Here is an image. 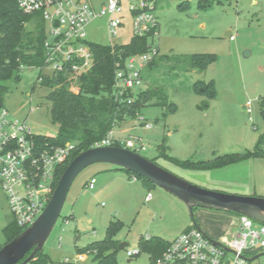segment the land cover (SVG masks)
Here are the masks:
<instances>
[{
	"label": "rangeland",
	"instance_id": "1",
	"mask_svg": "<svg viewBox=\"0 0 264 264\" xmlns=\"http://www.w3.org/2000/svg\"><path fill=\"white\" fill-rule=\"evenodd\" d=\"M182 1L157 0L159 34L152 43L158 54L154 63L142 71V91L150 87L158 95L142 106L138 115L121 121L114 133L122 138L141 137L145 149L139 154L199 187L216 190L213 188L223 185L235 190L237 185H251V192L264 197V158L195 171L180 168L159 155L163 146L167 156L179 160H208L215 155L253 151L260 136V148L264 150V0H211L204 8H198L197 0H188L189 9L180 11L177 5ZM28 27L32 28V24ZM225 30L231 31L233 40L225 38ZM86 37L107 43L104 20L92 22ZM131 37L128 27L116 41L126 44ZM245 50L249 53L244 56ZM201 53L215 54L217 59L205 69L192 68L191 55ZM39 74L38 69H25L19 72L18 79L3 82L6 90L2 93V108L12 119L25 121L35 135L55 137L58 126L50 119V103L45 98L48 89L37 84ZM210 80L214 83V99L193 92L194 82ZM164 97L167 103L175 104L174 113L159 105ZM247 102L250 113L243 109ZM144 123L151 127H143ZM104 165L110 164L96 163L85 168L72 182L61 214L43 245L49 264H92L91 254L80 258L76 249L103 239L109 221L114 220L123 222L116 238L128 243L118 252L119 264H152L146 252L128 257L126 249L138 250L141 237L171 240L192 224L182 201L153 184L148 187L145 179L136 174H129L137 182L126 188V198H115L97 189V185L94 190L85 189L91 175ZM148 191L152 200L145 202L143 197ZM193 218L213 238L232 234L238 220L235 213L200 207L193 209ZM13 219L0 185V245L5 242L3 228ZM249 264H264V255Z\"/></svg>",
	"mask_w": 264,
	"mask_h": 264
},
{
	"label": "built area",
	"instance_id": "2",
	"mask_svg": "<svg viewBox=\"0 0 264 264\" xmlns=\"http://www.w3.org/2000/svg\"><path fill=\"white\" fill-rule=\"evenodd\" d=\"M25 14L38 15L44 22V63L42 66L20 65L25 69H38L41 74L77 76L89 71L93 55L86 37L87 27L103 19L107 44L119 45L120 32L130 28L132 37H147L148 50L128 56L122 63L116 61L112 83V96L118 104H131L142 91V71L158 54L153 47L159 34L157 0H16ZM230 40L234 39L231 33ZM47 71V72H45ZM39 75L37 81H41ZM34 109L31 108V112ZM245 111L251 112L250 103ZM138 115V113H136ZM142 121L143 117H139ZM150 128L149 123L142 124ZM25 121L12 119L6 109L0 108V185L16 224L25 229L43 211L52 194L55 169L69 159L75 144L62 146L40 144ZM119 143L139 153L145 149L142 138L134 135L119 137L114 128L93 147ZM114 146V145H113ZM91 178L87 189L94 188ZM152 194L148 192L146 200ZM232 234L213 238L194 225L189 226L170 241L152 264H249L250 255L264 251V224L237 214ZM149 238V237H145ZM216 242L218 244H216ZM137 249H126L132 257Z\"/></svg>",
	"mask_w": 264,
	"mask_h": 264
},
{
	"label": "trees",
	"instance_id": "3",
	"mask_svg": "<svg viewBox=\"0 0 264 264\" xmlns=\"http://www.w3.org/2000/svg\"><path fill=\"white\" fill-rule=\"evenodd\" d=\"M212 1L197 0L198 8H204ZM177 7L180 11H187L190 7L189 1L183 0ZM29 23L32 24V28L28 27ZM44 37V22L38 15L23 13L16 0H0V108L2 107V93L6 90L3 82L13 78L18 79L20 65H43ZM88 44L93 55V65L89 71L77 76L40 73L42 80L37 81L38 85L48 89L45 98L50 103L51 122L58 126V132L55 137L34 135V140L40 144L47 142L53 146H62L67 142L75 144V149L69 159L55 169L52 191L67 165L76 155L93 147L94 143L101 140L110 129L115 128L126 117H133L152 97L158 95L156 89L149 87L141 91L135 101L129 105L118 104L112 96L116 61L122 63L130 55L146 52L148 50L147 37H131L128 43L114 46L93 41H89ZM216 59L215 54H192L191 67L205 69ZM152 63H154V58L147 67H150ZM192 88L195 94L204 96L208 100L216 96L212 80L196 81ZM166 101L165 97L161 98L159 105L166 106L168 112L174 113L175 104ZM262 142L263 136H260L253 151L215 155L208 160H179L167 156L163 146L159 148V155L183 169L212 171L248 158H264V150L260 148ZM113 145L123 147L118 142ZM115 168L132 174L122 168ZM144 182L148 187L151 184L147 180ZM122 227L123 222L120 220L109 221L103 239L77 248L76 252L91 254L92 264H119L117 255L121 241L116 238V235ZM23 230L13 219L3 228L5 242L2 245L11 241ZM168 245L169 242L159 236L141 237L138 240V253L146 252L152 262ZM29 263L49 264L50 259L42 249L35 253Z\"/></svg>",
	"mask_w": 264,
	"mask_h": 264
},
{
	"label": "water",
	"instance_id": "4",
	"mask_svg": "<svg viewBox=\"0 0 264 264\" xmlns=\"http://www.w3.org/2000/svg\"><path fill=\"white\" fill-rule=\"evenodd\" d=\"M248 53L249 51L245 50L243 55ZM96 163H107L122 168L174 195L186 205L192 225L198 229L201 228L193 218L195 207L241 214L264 224V197L238 195L199 187L169 172L153 160L124 147L113 145L91 147L70 161L38 217L11 241L1 246L0 264H28L35 253L43 249L61 214L72 182L81 171ZM127 245L126 242H120L118 249H124ZM263 255L264 251H261L249 260Z\"/></svg>",
	"mask_w": 264,
	"mask_h": 264
},
{
	"label": "crops",
	"instance_id": "5",
	"mask_svg": "<svg viewBox=\"0 0 264 264\" xmlns=\"http://www.w3.org/2000/svg\"><path fill=\"white\" fill-rule=\"evenodd\" d=\"M230 34H231L230 30H225L224 36L226 39L229 38ZM243 109L245 110V105H244ZM229 166H231V165H229ZM229 166H226V167H229ZM223 168H225V167H223ZM219 169H221V168H219ZM96 173H99V174L96 175ZM91 178H95L94 188L92 190L96 189V185H97V189L102 190L104 192H107L110 195L115 196V198H118L119 196L126 198L127 196H129L128 195L129 190H127L126 188L130 187L132 184H135L134 182H137V179L132 178V176H130L128 173H126L122 170L116 169L115 167H112L111 165H104L103 167L96 169V171L91 175L90 179ZM90 179L84 184L85 189H87V185H88ZM223 187H224L223 185H217L213 189H216L218 191H229V192L236 191L234 193H245V194L256 195V192L250 191L251 185H244V187H240V185H237L236 187H238V188L235 190L225 189ZM148 192L143 197L145 202H150L152 200V197L150 200H146V196H147ZM165 192H167V191H165ZM168 194H170V193H168ZM218 212H224V211H218ZM191 225L192 224H190V225L186 226L185 228H183L182 230H180V232L178 234H180L183 230H185L186 228H188ZM147 237H149V236H147ZM173 239H171V240H173ZM171 240H166V241H168L170 243ZM123 242H125V241H123ZM258 253L259 252L253 253L249 257L252 258ZM78 256L80 258H84L85 255L84 254H78ZM28 264H30V263H28Z\"/></svg>",
	"mask_w": 264,
	"mask_h": 264
}]
</instances>
